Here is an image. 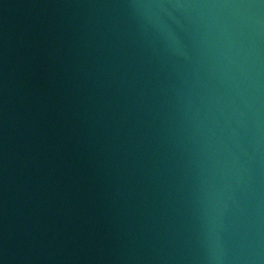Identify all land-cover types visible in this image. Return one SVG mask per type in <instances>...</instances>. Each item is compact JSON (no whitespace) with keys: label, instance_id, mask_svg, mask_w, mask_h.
Returning <instances> with one entry per match:
<instances>
[{"label":"water","instance_id":"95a60500","mask_svg":"<svg viewBox=\"0 0 264 264\" xmlns=\"http://www.w3.org/2000/svg\"><path fill=\"white\" fill-rule=\"evenodd\" d=\"M0 264H264V0H0Z\"/></svg>","mask_w":264,"mask_h":264}]
</instances>
